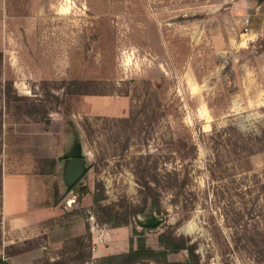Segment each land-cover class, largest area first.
Returning <instances> with one entry per match:
<instances>
[{
	"label": "rangeland",
	"instance_id": "374dc122",
	"mask_svg": "<svg viewBox=\"0 0 264 264\" xmlns=\"http://www.w3.org/2000/svg\"><path fill=\"white\" fill-rule=\"evenodd\" d=\"M4 81L30 99L8 104ZM0 91L13 209L5 221L0 187V249L7 232L11 264L75 263L100 246L126 254L134 228L156 251L173 232L200 264H264V2L6 0ZM73 150L85 171L75 187Z\"/></svg>",
	"mask_w": 264,
	"mask_h": 264
},
{
	"label": "trees",
	"instance_id": "16d2710c",
	"mask_svg": "<svg viewBox=\"0 0 264 264\" xmlns=\"http://www.w3.org/2000/svg\"><path fill=\"white\" fill-rule=\"evenodd\" d=\"M260 2H264V0H259ZM4 87H2V94L6 100V102L9 104L10 102L14 101V100H22L24 97L27 99H30L29 96H20L19 94H14V89L12 90V88L9 87V89H7V86L9 85L8 82L4 81V83L2 84ZM0 91V92H1ZM15 93L16 90H15ZM13 94L15 96H13ZM28 114L32 117V118H36L33 116L32 113ZM50 113L48 112L44 118H41L39 120H42V122L49 124L50 121ZM2 115H0V123H1V127L3 126L2 124V119H1ZM37 120V119H36ZM73 122H71L72 126V130H73V139L76 138L77 142H81L82 139V133L79 129V127L77 126L76 122L72 119ZM187 150L189 152H191L192 154L194 153V148L190 147L188 143L185 144ZM1 173H0V187H1V191H2V177H1ZM139 181L141 182V185L145 188V190H148L149 195H153V191L154 194H156L154 188L151 185V182L146 179V178H140ZM155 184L157 185L156 180H154ZM76 186V185H75ZM74 186V187H75ZM74 189V188H72ZM159 194L157 195V197L155 198L156 202H160L159 200ZM102 199L99 197L95 198V203L98 204V206L100 207V209L104 212V209L106 210V208H104V206L100 205ZM1 206H3V204H1ZM107 210H110V207L107 208ZM117 214V213H116ZM110 216V214H109ZM112 217V216H110ZM110 217H108V220L110 219ZM118 217V216H115ZM100 221L104 222V218H101L100 216ZM119 222L118 225H122V224H128L130 222L129 217H125V218H119ZM89 228V232L88 235L82 236L84 237L83 240H87L89 241V245L91 246V242H92V233L90 231V227ZM134 234L138 236L137 238V248L136 249H132L129 253L126 254H121V255H117V256H105L100 258L101 261L97 264H151V262H155L157 264V259L159 256H162L164 258V264H173L168 262V256L170 255V253H177V252H182L183 250H188L189 254L187 256V260H185V262H176L174 264H200V258L199 256L195 253V249L194 246L189 245L185 240L183 239H179L178 237L174 236L173 232L167 231L165 233H162L160 235V244L161 247L163 248L162 251H156L154 249H151L147 246L146 244V236L144 232H139L136 228H134ZM88 236V237H86ZM87 238V239H86ZM131 243H134V240H131ZM82 244V243H81ZM81 255H79V257L77 258L78 261H76L75 263L73 261L68 260L67 258H61V259H57V260H51L48 262H44V264H91V260H92V251L90 250L88 252H84L82 254V252H80ZM86 256L88 257V260H86ZM0 264H11L10 261L4 260L2 257H0Z\"/></svg>",
	"mask_w": 264,
	"mask_h": 264
},
{
	"label": "crops",
	"instance_id": "0c3cea01",
	"mask_svg": "<svg viewBox=\"0 0 264 264\" xmlns=\"http://www.w3.org/2000/svg\"><path fill=\"white\" fill-rule=\"evenodd\" d=\"M5 4H6V0H0V11L3 10ZM9 181H10V176H9V174H6L5 173L4 176H2V188H3V192H4V206H3V208H4V220L5 221H7V219L9 217H11L12 216V213H13L12 212V210H13L12 209V205L10 204L9 197H8ZM102 232L104 233V230H102ZM84 234H86V233L85 232L84 233L82 232L80 235H84ZM6 235H7V232H4L2 248L0 249V257H2L4 260H7V261H10L11 262L13 259L11 258V251H10L9 247L11 245H14V244H13V242ZM102 237H104V234H103ZM97 241L98 240H96V242ZM102 241H103V244H104V238H103ZM59 244H62V241H60ZM56 245L57 244H55V246ZM15 246H17V251H19L21 253H23V252L26 251V249H23L22 246H19V243H16ZM39 251L42 253L41 250H39ZM104 256H105L104 255V249H102V246H100L98 250L96 249V251H94L92 253V258L94 260L99 259V258H102Z\"/></svg>",
	"mask_w": 264,
	"mask_h": 264
},
{
	"label": "water",
	"instance_id": "95a60500",
	"mask_svg": "<svg viewBox=\"0 0 264 264\" xmlns=\"http://www.w3.org/2000/svg\"><path fill=\"white\" fill-rule=\"evenodd\" d=\"M69 158L68 166L66 170V177L71 186L76 185L83 177L85 171L82 168L83 161L79 159L80 152L78 150H73L66 155ZM149 226H155L154 221L151 220ZM153 224V225H151ZM147 225V224H146Z\"/></svg>",
	"mask_w": 264,
	"mask_h": 264
},
{
	"label": "built area",
	"instance_id": "2783aa9c",
	"mask_svg": "<svg viewBox=\"0 0 264 264\" xmlns=\"http://www.w3.org/2000/svg\"><path fill=\"white\" fill-rule=\"evenodd\" d=\"M246 21L248 22V21H249V19L247 18V19H246Z\"/></svg>",
	"mask_w": 264,
	"mask_h": 264
}]
</instances>
